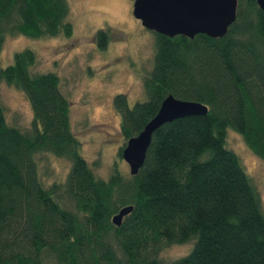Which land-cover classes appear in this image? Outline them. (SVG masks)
<instances>
[{
  "label": "trees",
  "instance_id": "obj_1",
  "mask_svg": "<svg viewBox=\"0 0 264 264\" xmlns=\"http://www.w3.org/2000/svg\"><path fill=\"white\" fill-rule=\"evenodd\" d=\"M68 14L66 0H0V51L6 37H69ZM151 35L145 98L129 106L125 94L112 97L121 137L137 135L167 95L207 111L155 128L134 175L115 166L105 178L91 171L58 77L38 72L32 51L0 68L32 113L18 129L0 102V264H264V204L225 142L231 128L264 162V14L239 0L221 38ZM93 41L105 48L107 31ZM44 152L69 161L63 181L39 180L35 155ZM126 205L131 211L114 226ZM188 242L186 255L161 258L165 247Z\"/></svg>",
  "mask_w": 264,
  "mask_h": 264
},
{
  "label": "rangeland",
  "instance_id": "obj_2",
  "mask_svg": "<svg viewBox=\"0 0 264 264\" xmlns=\"http://www.w3.org/2000/svg\"><path fill=\"white\" fill-rule=\"evenodd\" d=\"M134 0H66L69 37L31 39L6 37L0 51V68L12 61V55L24 49L35 54V69L52 72L59 80V90L69 101L70 128L79 142V155L91 171L105 178L112 167L128 172L118 156L125 140L118 132L119 115L112 97L123 93L129 106L145 98L141 75L151 67L153 37L131 14ZM98 30L107 31L105 48L96 46ZM0 102L7 124L28 128L31 108L25 95L0 80ZM226 129V147L234 152L249 175L261 203L264 204V162L250 152L241 137ZM38 178L44 185L63 181L69 161L48 152L35 155ZM192 242L165 247L159 253L164 261L176 260L188 253Z\"/></svg>",
  "mask_w": 264,
  "mask_h": 264
},
{
  "label": "water",
  "instance_id": "obj_3",
  "mask_svg": "<svg viewBox=\"0 0 264 264\" xmlns=\"http://www.w3.org/2000/svg\"><path fill=\"white\" fill-rule=\"evenodd\" d=\"M237 1L239 0H134L131 14L146 31L169 39L175 36L192 39L196 35L218 39L225 35L234 22ZM253 1L264 14V0ZM206 111L201 103L167 95L137 135L126 140L120 155L128 167V173L134 175L142 165L155 128L173 119L201 115ZM131 209L130 205L121 207L111 217L112 224L118 226L122 217Z\"/></svg>",
  "mask_w": 264,
  "mask_h": 264
}]
</instances>
